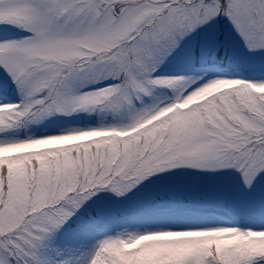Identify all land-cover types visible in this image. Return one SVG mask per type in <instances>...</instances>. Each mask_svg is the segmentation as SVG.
<instances>
[{
    "label": "snow or ice",
    "instance_id": "1",
    "mask_svg": "<svg viewBox=\"0 0 264 264\" xmlns=\"http://www.w3.org/2000/svg\"><path fill=\"white\" fill-rule=\"evenodd\" d=\"M0 264H264V0H0Z\"/></svg>",
    "mask_w": 264,
    "mask_h": 264
}]
</instances>
